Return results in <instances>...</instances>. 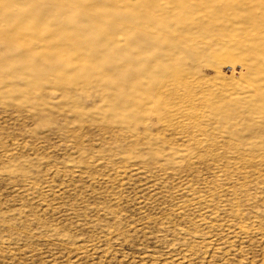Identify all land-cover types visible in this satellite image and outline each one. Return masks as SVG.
I'll return each mask as SVG.
<instances>
[{
    "label": "rangeland",
    "instance_id": "374dc122",
    "mask_svg": "<svg viewBox=\"0 0 264 264\" xmlns=\"http://www.w3.org/2000/svg\"><path fill=\"white\" fill-rule=\"evenodd\" d=\"M0 264H264V0H0Z\"/></svg>",
    "mask_w": 264,
    "mask_h": 264
}]
</instances>
